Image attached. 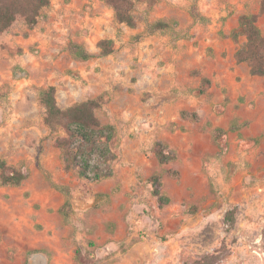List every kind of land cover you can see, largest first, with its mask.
Listing matches in <instances>:
<instances>
[{
	"label": "rangeland",
	"instance_id": "rangeland-1",
	"mask_svg": "<svg viewBox=\"0 0 264 264\" xmlns=\"http://www.w3.org/2000/svg\"><path fill=\"white\" fill-rule=\"evenodd\" d=\"M80 1L51 0L35 29L20 15L0 35V159L27 175L0 182V264H264V76L244 75L246 39L232 37L262 0H140L135 28L106 0ZM51 86L62 109L101 99L117 128L112 178L65 170L40 102ZM157 142L177 159L161 165Z\"/></svg>",
	"mask_w": 264,
	"mask_h": 264
},
{
	"label": "trees",
	"instance_id": "trees-1",
	"mask_svg": "<svg viewBox=\"0 0 264 264\" xmlns=\"http://www.w3.org/2000/svg\"><path fill=\"white\" fill-rule=\"evenodd\" d=\"M140 0H106L107 5L114 11L118 23L131 28L136 27L133 14ZM51 0H0V35L7 32L14 25L20 15L25 16L30 29H35L41 10L48 8ZM264 15V0H262L258 14H243L239 19V26L233 31L232 37L238 41L245 37L243 46L236 52L238 64L248 63L252 76H264V34L259 26V19ZM169 25L159 21L148 25V32L154 34L164 31ZM112 41L101 44L105 56L112 53ZM74 56L81 60H89L92 55L81 46L74 45ZM208 83V81H206ZM205 94V87L200 89ZM40 102L45 109V122L51 134L55 135V146L60 150L66 171H75L78 176L90 182H101L112 178L113 163L118 155L114 152L113 142L117 136V128L112 124H103L96 114L101 107V99L88 100L62 109L56 98V88L51 86L42 91ZM184 118L197 119V115L183 113ZM231 130V129H230ZM229 131V130H228ZM227 130L216 128V138L226 141ZM221 140V139H220ZM155 155L161 165H168L177 159V151L163 142H157L154 147ZM168 175L179 178L178 171H168ZM23 170L9 165L0 159V182L5 186L18 187L26 180ZM152 195L157 198L160 209L169 205L171 200L162 192L161 177L151 179ZM57 189L68 192L66 187ZM62 213H65V207ZM65 216H68L65 214ZM228 218L232 219L231 215Z\"/></svg>",
	"mask_w": 264,
	"mask_h": 264
},
{
	"label": "crops",
	"instance_id": "crops-1",
	"mask_svg": "<svg viewBox=\"0 0 264 264\" xmlns=\"http://www.w3.org/2000/svg\"><path fill=\"white\" fill-rule=\"evenodd\" d=\"M80 2H83V0H81ZM242 64H244V63H242ZM239 68L241 69V67H239ZM239 68H237V74H239ZM244 75H250V76H252L251 74H245V73H244ZM252 77H261V76H252Z\"/></svg>",
	"mask_w": 264,
	"mask_h": 264
}]
</instances>
